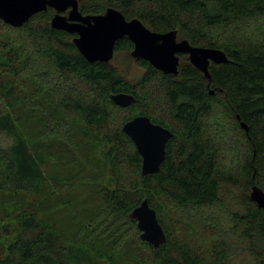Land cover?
<instances>
[{
    "label": "trees",
    "instance_id": "16d2710c",
    "mask_svg": "<svg viewBox=\"0 0 264 264\" xmlns=\"http://www.w3.org/2000/svg\"><path fill=\"white\" fill-rule=\"evenodd\" d=\"M79 5L229 60L207 78L187 56L177 75L141 59L130 79L114 60L89 62L75 34L52 27L53 8L20 28L0 19V264H264V209L251 198L264 191V0ZM133 50L123 38L115 56ZM118 93L134 103L116 105ZM140 115L173 133L154 175L123 131ZM145 199L167 236L158 248L130 217Z\"/></svg>",
    "mask_w": 264,
    "mask_h": 264
},
{
    "label": "water",
    "instance_id": "95a60500",
    "mask_svg": "<svg viewBox=\"0 0 264 264\" xmlns=\"http://www.w3.org/2000/svg\"><path fill=\"white\" fill-rule=\"evenodd\" d=\"M49 8L57 12L51 21L52 27L75 34V45L91 63L112 61L116 43L123 38H129L134 43L133 58L144 59L166 74H179V54H190L192 65L207 78H211L212 63L224 64L229 60L220 49L195 47L188 40H179L177 31L154 32L141 20H128L116 9L110 8L101 15H84L80 11L79 0H0V19L20 28L33 16ZM111 98L121 107H128L135 101L133 95L126 93L113 94ZM242 127L247 129L244 123ZM123 131L133 140L143 158L142 175L159 173L173 133L144 115L128 121ZM251 198L264 209V191L260 187H253ZM130 217L137 221L142 240L155 248L166 242L167 236L157 211L150 206L148 199L135 208Z\"/></svg>",
    "mask_w": 264,
    "mask_h": 264
},
{
    "label": "rangeland",
    "instance_id": "374dc122",
    "mask_svg": "<svg viewBox=\"0 0 264 264\" xmlns=\"http://www.w3.org/2000/svg\"><path fill=\"white\" fill-rule=\"evenodd\" d=\"M114 64L118 68H120L122 71H124V73H126L128 78H130V79H139L141 77V75L144 73V69L138 65V63L135 61V59L132 58V55L129 53H120V54L116 55V57L114 59ZM49 118H50V116H49ZM86 184H87V181L83 185H80V186L84 187ZM74 187H75L74 190L79 189L78 185H76ZM239 192H241V191L238 189H235V191H232V193H234V194H237ZM94 205L95 204L91 205V209H92L91 211L95 210V207H93ZM97 206H98V204H97ZM89 214H91V213L89 212ZM209 221L210 220H208V221L204 220V222H199V223H197V226H199L201 228H208V229L211 226H215V223H214L215 220H212V222H209Z\"/></svg>",
    "mask_w": 264,
    "mask_h": 264
},
{
    "label": "flooded vegetation",
    "instance_id": "af4514ba",
    "mask_svg": "<svg viewBox=\"0 0 264 264\" xmlns=\"http://www.w3.org/2000/svg\"><path fill=\"white\" fill-rule=\"evenodd\" d=\"M115 53H116V51H115ZM178 56H181V58H182V56H187L188 57V59H189V62H190V64L192 65V63H191V61H190V58H189V56H190V54H179ZM115 57L116 56H114V58H113V60L115 59ZM135 59V58H134ZM136 60V62H137V60H141V58H137V59H135ZM144 60V59H143ZM139 65V64H138ZM140 66V65H139ZM192 66H194V65H192ZM195 67V66H194ZM196 68V67H195Z\"/></svg>",
    "mask_w": 264,
    "mask_h": 264
}]
</instances>
